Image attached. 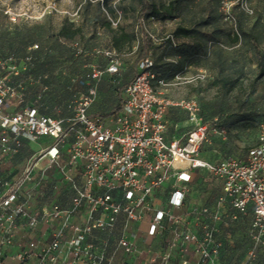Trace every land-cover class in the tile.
Masks as SVG:
<instances>
[{"label": "built area", "instance_id": "built-area-1", "mask_svg": "<svg viewBox=\"0 0 264 264\" xmlns=\"http://www.w3.org/2000/svg\"><path fill=\"white\" fill-rule=\"evenodd\" d=\"M235 3L252 13L245 0L223 2L231 24ZM109 20L117 27L120 14ZM143 34L160 41L147 28ZM99 54L105 70L86 65L78 80L85 90L65 116L44 113L39 97L28 100L31 55L0 58V264H223L221 226L245 221L251 247L240 264H255L264 252V118L244 159L211 164L201 158L202 145L209 132L224 139L225 131L203 120L195 99L164 95L205 80V71L167 82L147 57L122 89L117 114L94 117L88 110L101 76L121 67L115 50L91 55ZM169 107L187 117L180 137L168 138ZM31 143L40 148L32 151ZM196 170L211 173L221 189L210 204L190 208Z\"/></svg>", "mask_w": 264, "mask_h": 264}, {"label": "rangeland", "instance_id": "rangeland-1", "mask_svg": "<svg viewBox=\"0 0 264 264\" xmlns=\"http://www.w3.org/2000/svg\"><path fill=\"white\" fill-rule=\"evenodd\" d=\"M157 1L167 3V0ZM248 3L255 9L253 17L233 5L241 41H232L231 27L224 16H219L222 14L219 0L188 1L180 21L183 24L184 17H191L190 22L198 23L202 13L213 14L211 25L220 28L221 38L228 39L227 44L215 45L209 57L194 63L191 70L182 74L190 76L202 69L207 74L205 80L179 83L164 91L172 102L195 99L203 120L225 131L224 139L209 132L207 142L202 145L201 158L211 164L224 157H243L245 150L254 146L257 124L264 117V0ZM137 7V0H0V58L31 55L30 73L25 76L29 77L26 82L28 100L39 97L38 104L44 113L65 116L67 103L83 91L78 80L87 74L88 60L97 56L91 55L94 51L111 50L113 38H118L120 48L115 50L122 60L137 56L141 48V41L138 42L141 28L144 25L150 31L152 26L146 22L136 24ZM119 14L118 27L109 28L106 22L115 20ZM63 29L64 35H61ZM27 32L32 37L30 45L22 40ZM122 33L133 36L131 44L120 39ZM249 36L256 42L262 65L258 64ZM41 46L44 51L39 57L35 52ZM224 79H228L225 85ZM117 95V89H112L105 96L103 107L100 101L90 115L112 117L101 113L103 108L117 106ZM179 118L187 121L184 111L181 110ZM185 127L182 131L187 132L189 126ZM29 147L32 151L40 148L34 143ZM45 164L46 161L41 162L42 166ZM11 166L12 163L4 168L8 170ZM195 174L199 176L191 186L190 208L210 204L221 189L211 173L196 170ZM220 239L227 250L223 264H240L251 247L247 222L236 223L228 229L221 226ZM255 264H264V252L258 253Z\"/></svg>", "mask_w": 264, "mask_h": 264}, {"label": "trees", "instance_id": "trees-1", "mask_svg": "<svg viewBox=\"0 0 264 264\" xmlns=\"http://www.w3.org/2000/svg\"><path fill=\"white\" fill-rule=\"evenodd\" d=\"M190 1V0H167V3H163V2H159L157 0H137L138 2V7L136 10V24L137 25H141L144 24V22L148 23V25H152L153 22H157L160 24L162 29H170V28H174L175 30L173 31H166L162 33V30L160 31V34L156 35V37L158 39H160V43L158 42V44H161L163 46V51L161 54L162 57V63L161 66H167L168 68H170V70L165 73L162 77L158 76L157 74V67L155 66V62L153 61V67H152V71L154 73L157 74V77L159 79H163L167 82L171 81L173 79V77L178 74V73H184L187 71L188 67L190 65H194V63L196 62H200L201 60H205L207 57L210 56L212 48L215 45H219L222 47V43L227 44V41H225V39L221 38L219 36L220 33V28H217L215 26L211 25V21L215 18L213 16V14L207 15L205 12L202 13L200 20L198 19V23H193L190 22L192 20V18L190 17V19L188 17H184L186 20H184V23L181 24V17H183V15H185V6L186 3ZM247 5L249 6V8L252 10V13L246 14L245 11H243L239 5V3H235L236 6L238 7V9L240 11H242L246 16L248 17H253L256 12L255 9L251 7V5L248 3L249 0H245ZM223 2H232L231 0H219V8L221 10L222 14H219V16H224L223 11H222V3ZM234 4V5H235ZM209 14V13H208ZM231 14L233 16L234 19V23L231 24L228 20H226L225 16V21L229 24V26L231 27L232 30V41L233 42H237V41H241V34H240V24L238 27L237 24V20L236 17L233 14V7L231 9ZM186 15H188V13H186ZM217 17H219L218 15H216ZM187 21V22H186ZM189 21V22H188ZM170 23V26L168 25ZM106 25L113 29L110 20H108L106 22ZM119 25V24H118ZM117 25V27H118ZM144 26V25H143ZM153 26V25H152ZM116 27V28H117ZM212 28L211 30H205V29H209ZM142 31L144 32V27L141 28ZM61 35H64V29L61 30ZM159 35H161L162 37H159ZM166 35H170L173 37L174 43L175 45L172 44L170 39H165ZM177 35H184L187 37H195L197 39H199L200 41L203 42V45H196V46H190L188 49H186L185 47H181L180 45H178L175 41V37ZM249 35V34H248ZM143 36H145L143 34ZM133 36L131 34L128 33H122L120 36V39L123 41H127L131 44L132 42V38ZM250 42L253 45L254 51H255V56L257 58L258 64L262 65V56L260 55V52L258 50H256V42L253 40V38H251V36H249ZM22 40H24L25 44H32V37H31V33H25V36L22 38ZM139 41H141V48L138 49V53L135 59V68L137 69V64L139 61L144 60L147 57H150L153 60V55H154V50H155V43L153 42L149 37H145V38H140L139 37ZM120 40L118 38H113V47L115 49L120 48ZM200 49L202 51V54H192L191 50L192 49ZM178 51L181 54H186L189 55L188 60H186L184 66H181L179 63L178 59H173L171 60V55L173 53V51ZM44 48L41 46L39 51H36L35 54L37 56H41V54H43ZM116 51V50H115ZM28 56V55H27ZM26 57V56H24ZM23 57V58H24ZM261 71H263L261 69ZM28 73H30V68L28 69ZM228 79H224L223 80V84H227ZM117 106L116 107H111V108H103L104 111L101 113L102 115H113L115 116L118 112V107L120 105L121 102V92L118 91L117 89ZM264 118V117H263ZM262 118V119H263ZM261 119V120H262ZM260 120V121H261ZM260 121L258 122V124L260 123ZM258 124H257V128H258ZM257 145V129H256V137H255V143L254 146L248 148L245 150L244 152V156L241 158H237V159H243L245 157V155L247 154V152L256 147ZM231 157V156H229ZM235 158V157H234ZM198 180V177L196 178L195 181ZM195 183V182H194Z\"/></svg>", "mask_w": 264, "mask_h": 264}, {"label": "crops", "instance_id": "crops-1", "mask_svg": "<svg viewBox=\"0 0 264 264\" xmlns=\"http://www.w3.org/2000/svg\"><path fill=\"white\" fill-rule=\"evenodd\" d=\"M150 31L152 32V34L154 35H158L160 33V31L162 30L163 32L166 31H173L175 30L174 28H170V29H162L161 26L158 28H155L154 26H150ZM159 30V31H158ZM141 35L143 36V32L140 31L139 33V37L141 38ZM143 38H145V36H143ZM175 41L178 45H180L181 47H185L186 49H188L190 46H196V45H203V42L200 41L199 39L195 38V37H187L184 35H177L175 38ZM139 42V39H138ZM160 43V42H159ZM138 45V44H137ZM137 48V47H136ZM135 48V49H136ZM113 50H115V48H111ZM163 51V46L161 44H158V42L155 43V50H154V55H153V61L155 62V66L157 67V74L158 76L162 77L165 73H167L170 68H168L167 66H161L162 63V54ZM192 54H202V51L200 49H192L191 50ZM189 55L186 54H181L179 52V50L177 51H173L172 55H171V60L173 59H178L179 63L181 66H184L186 60H188ZM135 59L134 58H127V59H121V67H120V73L118 75H110L106 72L103 73V75L100 78L99 84H98V89H97V97L95 102L90 106L89 108V114L90 112H92V108L94 107V105L100 103L101 101V106L103 107V101L105 99V96L108 95V93L112 90V89H118L120 90V92L122 91V89L129 84L132 79L134 78V76L137 73V69L135 68ZM88 64H92L94 65L96 68L101 69V70H105L106 65H107V61L106 58L102 55L99 54L97 56H94L92 58H90L88 60ZM194 65H190L188 67L187 70H191L193 68ZM202 70V69H198ZM204 71V70H203ZM118 84V86H114L115 84ZM85 90V88H83V91ZM166 96L168 97V95L166 94ZM101 97V100H99V98ZM181 115V110L175 107H169L167 108L166 112H165V118L168 122V138H176V137H180L182 136L184 133H186V131H182L184 128H186L185 126L188 127V122L184 121L182 122L181 120H179ZM214 119V118H213ZM225 158V157H224ZM223 159V158H222ZM244 159V158H243ZM226 248L225 245H223V251H222V261H225L226 258Z\"/></svg>", "mask_w": 264, "mask_h": 264}]
</instances>
